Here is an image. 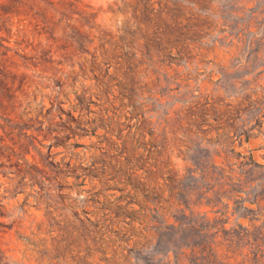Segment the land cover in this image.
<instances>
[{
  "label": "rangeland",
  "instance_id": "rangeland-1",
  "mask_svg": "<svg viewBox=\"0 0 264 264\" xmlns=\"http://www.w3.org/2000/svg\"><path fill=\"white\" fill-rule=\"evenodd\" d=\"M263 225L264 0H0V264H264Z\"/></svg>",
  "mask_w": 264,
  "mask_h": 264
},
{
  "label": "trees",
  "instance_id": "trees-1",
  "mask_svg": "<svg viewBox=\"0 0 264 264\" xmlns=\"http://www.w3.org/2000/svg\"><path fill=\"white\" fill-rule=\"evenodd\" d=\"M143 135V134H142ZM77 145V144H76ZM153 145V144H152ZM250 163H253L252 161ZM133 174V173H132ZM134 176H136V178H139V175L134 174ZM134 187V188H133ZM132 188L134 189L133 191V195L141 194L139 191L142 192V194L144 196H146V194L144 193L145 190H149V194H151V198L154 197V199L156 201H158L157 199L161 198V187H152L149 189V186L144 185V187L142 189H136L135 186H133ZM156 196V197H155ZM255 201L258 203L259 200L257 198H255ZM125 208V206H124ZM248 211H251V209L246 208ZM148 210L150 211V209L148 208ZM154 212L157 210V205L154 206L153 208ZM149 211L144 210V207L140 204V208L139 209H133V211L131 212L132 215H134L133 213L136 212L138 214V216H132L131 220L129 223L132 224L135 221H138L141 224L146 223V219L149 215ZM240 225V224H239ZM264 227V225H263ZM242 231L236 233L235 235L240 236L241 238H252V240L249 242L250 244V252H254L255 250V256L258 257L259 259L264 258V228H260V227H254L253 229H249V227H243L242 226Z\"/></svg>",
  "mask_w": 264,
  "mask_h": 264
}]
</instances>
